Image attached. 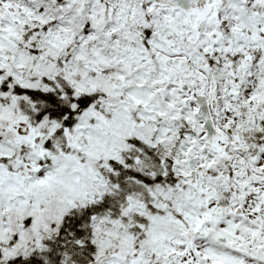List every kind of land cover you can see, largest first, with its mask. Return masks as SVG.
I'll return each instance as SVG.
<instances>
[{
    "label": "snow or ice",
    "instance_id": "6c2138e0",
    "mask_svg": "<svg viewBox=\"0 0 264 264\" xmlns=\"http://www.w3.org/2000/svg\"><path fill=\"white\" fill-rule=\"evenodd\" d=\"M0 264H264V0H0Z\"/></svg>",
    "mask_w": 264,
    "mask_h": 264
}]
</instances>
